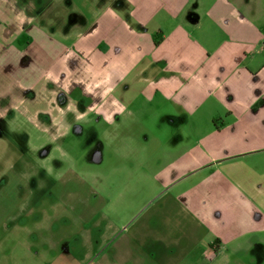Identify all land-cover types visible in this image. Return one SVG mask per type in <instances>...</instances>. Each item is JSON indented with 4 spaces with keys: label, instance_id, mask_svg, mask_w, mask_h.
<instances>
[{
    "label": "crops",
    "instance_id": "0c3cea01",
    "mask_svg": "<svg viewBox=\"0 0 264 264\" xmlns=\"http://www.w3.org/2000/svg\"><path fill=\"white\" fill-rule=\"evenodd\" d=\"M26 126L115 152L0 197V264L264 257V0H0V136Z\"/></svg>",
    "mask_w": 264,
    "mask_h": 264
},
{
    "label": "rangeland",
    "instance_id": "374dc122",
    "mask_svg": "<svg viewBox=\"0 0 264 264\" xmlns=\"http://www.w3.org/2000/svg\"><path fill=\"white\" fill-rule=\"evenodd\" d=\"M90 128V126H81L80 132H75L73 128L68 129L67 134L61 136L54 144L40 142L38 132L30 126L21 127L19 130L4 128L0 136V197L2 200L9 202L11 187L16 188L13 197L16 195L17 202L26 201L25 198L29 197L32 188L40 186V189L47 187L49 190L58 180L59 185L66 191L82 187L73 182H67L73 173L88 185L92 184L93 176L100 182H105L108 170L106 162L110 163L106 158L109 154L112 157L115 151L112 145L107 148L103 128L93 131ZM41 144L44 145L42 149H39ZM42 151L48 153L47 157L41 156ZM95 158L100 160L96 161ZM48 172L50 175H46ZM119 179L122 183V179ZM50 196L53 197L52 194ZM2 239L4 234L0 229V246L3 244ZM94 259L89 258L84 264H90L94 262ZM245 259L252 264H264V257H246ZM255 259L257 262H254ZM224 260L226 264H235L234 258L224 257ZM19 264H25V258Z\"/></svg>",
    "mask_w": 264,
    "mask_h": 264
},
{
    "label": "trees",
    "instance_id": "16d2710c",
    "mask_svg": "<svg viewBox=\"0 0 264 264\" xmlns=\"http://www.w3.org/2000/svg\"><path fill=\"white\" fill-rule=\"evenodd\" d=\"M159 34H157L156 36H158ZM159 41L155 40V44H157Z\"/></svg>",
    "mask_w": 264,
    "mask_h": 264
}]
</instances>
